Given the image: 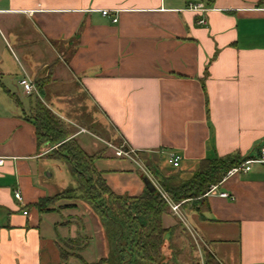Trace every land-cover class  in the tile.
I'll return each instance as SVG.
<instances>
[{"label":"crops","instance_id":"1","mask_svg":"<svg viewBox=\"0 0 264 264\" xmlns=\"http://www.w3.org/2000/svg\"><path fill=\"white\" fill-rule=\"evenodd\" d=\"M0 73V264H100L111 250L82 201L35 207L57 195L38 151L35 98L77 129L83 149L80 130L134 151L126 166L99 167L111 149L95 162L118 195H142L146 177L155 183L143 164L162 168L171 153L190 171L264 148V0H0ZM24 77L39 96L24 92ZM219 191L230 198L207 197L204 217L187 212L189 229L221 264H264V164ZM176 223L164 216L165 228Z\"/></svg>","mask_w":264,"mask_h":264},{"label":"trees","instance_id":"2","mask_svg":"<svg viewBox=\"0 0 264 264\" xmlns=\"http://www.w3.org/2000/svg\"><path fill=\"white\" fill-rule=\"evenodd\" d=\"M1 77L0 73V88H3ZM31 119L36 127L39 153L49 151L46 157L62 163L75 183L62 193L39 201L35 207L41 213L63 201H82L89 206L101 221L111 245L109 257L100 264H187L182 254L187 248L189 255L194 252L190 230L180 220L171 228L164 227L163 219L171 213V206L159 190L147 189L137 197L116 194L95 165L104 157V150L89 154L73 138V129L39 98L32 101ZM251 158L255 157L237 152L223 158L204 159L194 170L177 168L168 174L157 163L154 166L148 161L147 167L171 203L179 204L183 212L204 217L203 212L210 209L207 194L211 187L222 183L230 170ZM203 252L204 264H221L207 248Z\"/></svg>","mask_w":264,"mask_h":264},{"label":"rangeland","instance_id":"3","mask_svg":"<svg viewBox=\"0 0 264 264\" xmlns=\"http://www.w3.org/2000/svg\"><path fill=\"white\" fill-rule=\"evenodd\" d=\"M36 96L37 95H35V97ZM35 99L33 101H35ZM72 129H73L74 135L77 134V132H78L77 129H74V128H72ZM79 134H83V135L80 137V139H78V141H80L81 143H83V145H85V147L87 149H89V150H86L89 154L94 155V154H96L98 152H101L102 149L104 148L105 149L104 150L105 152L110 151V150H107V149H111L113 152L111 151L110 154L114 155L115 150L112 149V148H110L109 147L110 145H108V146H107V144L106 145H103L104 144V141L103 140H100L96 135H95V137H92L85 130H80V133ZM92 141H95L96 144H99V147H100L101 150H92V149H90L89 147L92 146V143H93ZM116 148H118V147H116ZM123 148L124 147H120L119 149H123ZM52 150H53V148L50 149V151H52ZM47 153H49V151H46L45 154H47ZM104 159H105L104 162L99 163V167H101V168H105V167L106 168L107 167L108 168H112V167L117 168V167H121V166L128 165L127 159L118 158V157H112V158L111 157L110 158L109 157H105ZM135 161H138V160H135ZM45 162H47V166H48V170L46 171L45 176L47 174L48 175H53V177H51L49 179V182L53 186L52 187L53 188L52 191H54L53 192L54 194H60L63 191H65L66 189H68L69 187L75 186V183L73 182V180H72V178H71V176H70L67 168L62 163H59V162H56V161H53V160H46ZM150 162H153L152 164L154 166H156L155 161L150 160ZM158 166L161 167L160 166V163H158ZM148 169L149 168L147 167V164H143V171L146 170L145 171V174L149 171ZM161 169L162 170L164 169L166 171V174H168L169 172H171V171H173L174 169H177V168H173L170 165H165V166L163 165ZM141 171H139V172L142 174L143 171L142 172ZM148 173H150V171ZM150 175H151V173H150ZM145 176H147V175H145ZM151 178H153L152 175H151ZM110 180H111V183L113 185H115L114 183L118 181V176L117 177H110ZM115 191L117 193H119V195H122L120 192H118L119 190H115ZM73 202H77V201H73ZM171 214H175V213H173L172 209H171ZM186 214H187L186 212H183V211L180 210V215H178V216L176 215V221L180 220V221H185L187 223ZM188 223L190 224V221H188ZM189 230H190V233H191V236H192L191 238H192L194 252L191 255H189L190 249H188V248L185 249L186 252H184L182 254V259L186 260L187 264H197V262H200V264H204V252H203V250L205 248H207V247L198 238V236L196 234H194V232L191 229H189ZM180 241H182V240H180ZM109 253H110V250H109Z\"/></svg>","mask_w":264,"mask_h":264},{"label":"built area","instance_id":"4","mask_svg":"<svg viewBox=\"0 0 264 264\" xmlns=\"http://www.w3.org/2000/svg\"><path fill=\"white\" fill-rule=\"evenodd\" d=\"M189 9L192 11L198 12V13H204L207 11L206 7L202 4H199V5H192L191 4L189 6ZM200 23L205 24L206 22L204 20H202ZM20 85L27 95L39 96V91H38L36 83L31 81L29 78H27V77L22 78L20 80ZM109 147L115 150V155L118 158L131 159L132 155L134 154V151L119 149V148H116L112 145H110ZM3 162H4L3 158H0V165H2ZM180 163H181V157L178 154H176V153L169 154L168 164L170 166H172L173 168H179ZM255 164H264V148L260 151L259 156L255 157V158H251L250 160L246 161L243 165L230 170L223 181H225L227 178H230L231 176H233L235 174H242V173L250 172L252 169V166ZM223 181H222V183H223ZM222 183H220L219 185H216V186H212L210 191L207 194V197L212 196V195H218L222 198H227V199L230 198V196L227 193L219 191V188H220ZM154 184H155L157 190H159L161 192L163 198L170 204L173 213H175V215H177V216L180 215V205L171 203L169 196L166 193L162 192L156 183H154ZM15 198L18 201L22 202V197H21V194L19 192L15 193ZM25 214H27V213H25ZM183 223L189 229L188 223H186L185 221H183Z\"/></svg>","mask_w":264,"mask_h":264},{"label":"water","instance_id":"5","mask_svg":"<svg viewBox=\"0 0 264 264\" xmlns=\"http://www.w3.org/2000/svg\"><path fill=\"white\" fill-rule=\"evenodd\" d=\"M144 182L147 189L150 190L151 192H155L157 190L155 184L148 177L145 178Z\"/></svg>","mask_w":264,"mask_h":264}]
</instances>
